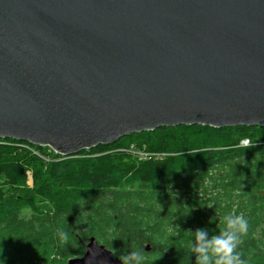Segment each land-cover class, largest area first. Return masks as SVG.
I'll return each mask as SVG.
<instances>
[{"label":"water","instance_id":"95a60500","mask_svg":"<svg viewBox=\"0 0 264 264\" xmlns=\"http://www.w3.org/2000/svg\"><path fill=\"white\" fill-rule=\"evenodd\" d=\"M181 125L264 127V0H0V139L69 156ZM67 264L120 258L90 237Z\"/></svg>","mask_w":264,"mask_h":264},{"label":"trees","instance_id":"16d2710c","mask_svg":"<svg viewBox=\"0 0 264 264\" xmlns=\"http://www.w3.org/2000/svg\"><path fill=\"white\" fill-rule=\"evenodd\" d=\"M229 212L249 221L242 258L264 264V127H161L69 156L0 139V264H28L31 251L44 262L30 264H67L90 237L118 258L142 249L144 264H194L186 230L214 234Z\"/></svg>","mask_w":264,"mask_h":264},{"label":"clouds","instance_id":"9594fccd","mask_svg":"<svg viewBox=\"0 0 264 264\" xmlns=\"http://www.w3.org/2000/svg\"><path fill=\"white\" fill-rule=\"evenodd\" d=\"M218 222L220 228L214 234L203 228L186 230L194 264H247L238 251L241 237L249 230L247 217L242 213L229 212L220 216ZM58 236L65 242L70 239V233L63 229L59 230ZM144 261L142 249H133L120 257V264H144Z\"/></svg>","mask_w":264,"mask_h":264},{"label":"rangeland","instance_id":"374dc122","mask_svg":"<svg viewBox=\"0 0 264 264\" xmlns=\"http://www.w3.org/2000/svg\"><path fill=\"white\" fill-rule=\"evenodd\" d=\"M146 132V131H145ZM142 133V132H141ZM135 139V138H134ZM142 140V139H141ZM127 141V140H126ZM27 184L32 186L33 185V178H32V172L31 171H28L27 172ZM206 193H208L207 195H209V190L206 191ZM219 196V200L220 202L222 203V205H224L226 203V197L225 195L222 193V192H216ZM211 196H214V194H212ZM114 253V256L116 257V254L115 252ZM31 256H32V261H29L28 264L32 263V262H44V260L42 258H36V255L34 254L33 251H31ZM81 257V256H80ZM118 257V256H117ZM120 258V257H119Z\"/></svg>","mask_w":264,"mask_h":264},{"label":"built area","instance_id":"2783aa9c","mask_svg":"<svg viewBox=\"0 0 264 264\" xmlns=\"http://www.w3.org/2000/svg\"><path fill=\"white\" fill-rule=\"evenodd\" d=\"M243 144H246V141H244ZM136 155L140 159H149V158H153L155 156H159L160 154H156V153H152V152H145V151H138L136 153Z\"/></svg>","mask_w":264,"mask_h":264}]
</instances>
